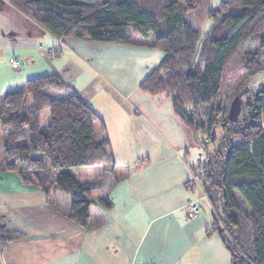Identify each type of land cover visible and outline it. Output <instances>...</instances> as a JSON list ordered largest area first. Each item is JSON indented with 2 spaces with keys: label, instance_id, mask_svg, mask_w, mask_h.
I'll use <instances>...</instances> for the list:
<instances>
[{
  "label": "trees",
  "instance_id": "obj_1",
  "mask_svg": "<svg viewBox=\"0 0 264 264\" xmlns=\"http://www.w3.org/2000/svg\"><path fill=\"white\" fill-rule=\"evenodd\" d=\"M16 7L57 38L145 46L163 58L139 85L150 97L164 96L202 150L200 177L214 208L213 226L232 264H264V80L248 95L244 111L229 118V101L219 98L225 66L244 58L245 80L263 73L264 0H221L209 12L202 35L185 20L197 0H14ZM0 172H15L21 183L46 196L70 197L68 219L83 229L108 197L93 201L127 176L111 161L105 124L94 109L56 75L27 79L21 89L0 95ZM93 168L81 185L71 170ZM194 189L191 181L187 182ZM196 189V188H195ZM236 194L247 205L244 212ZM224 228V230L222 229ZM18 237L0 226V244Z\"/></svg>",
  "mask_w": 264,
  "mask_h": 264
},
{
  "label": "crops",
  "instance_id": "obj_2",
  "mask_svg": "<svg viewBox=\"0 0 264 264\" xmlns=\"http://www.w3.org/2000/svg\"><path fill=\"white\" fill-rule=\"evenodd\" d=\"M60 40L14 0H0V95L33 77L58 76L103 120L111 161L127 176L104 191L110 208L99 207L83 229L66 215L69 196H46L15 172H0V226L18 235L0 244V264H231L223 241L211 231L209 204L203 199L207 215L199 205L202 197L194 196L198 190L187 184L193 166L188 152L201 148L169 98L139 89L163 54L145 46ZM0 131L2 142L6 132ZM71 172L86 185L94 169ZM90 199L98 200L92 193ZM189 202L199 207L194 218L185 210Z\"/></svg>",
  "mask_w": 264,
  "mask_h": 264
},
{
  "label": "rangeland",
  "instance_id": "obj_3",
  "mask_svg": "<svg viewBox=\"0 0 264 264\" xmlns=\"http://www.w3.org/2000/svg\"><path fill=\"white\" fill-rule=\"evenodd\" d=\"M221 0H197L195 9L189 11L185 15V20L192 25L194 29H196L202 38V35H204L209 27L211 26V19L208 17L209 12L212 9H215L218 7V4ZM262 61L264 62V54L261 56ZM243 63L244 58L240 54H236L225 66L223 70L222 75V82L219 90V98L227 97L230 98V96L236 91L234 90L235 86H237V83H239V89L237 90V94L234 95V98L229 102V118L230 120H237L244 111V101L248 95H250L252 92H256L262 85V82L264 80V74L259 73L250 79L245 80V73L243 72ZM99 87V86H98ZM230 99H228L229 101ZM110 120V116L108 115ZM1 130V128H0ZM1 134V131H0ZM2 153V142H0V155ZM203 155V150L199 149H191L188 152V158L187 162L189 164H192L193 166H196V160H201ZM78 182L80 181V174H72ZM90 182V181H89ZM199 195V196H198ZM92 196L96 198H104L105 193L102 188L96 189L92 191ZM194 196L197 198L201 196V194L197 191L195 192ZM237 200L239 202L240 207L244 212H248L247 205L242 201V199L239 197L238 194H236ZM108 197V196H106ZM95 199V198H94ZM199 205L204 213H209V208L207 203L201 199L199 201ZM209 215V214H207ZM212 217V220H214L212 214L210 215ZM224 230V228L222 227ZM226 248V246H225ZM228 251V249L226 248ZM230 258L231 254L228 251ZM232 264V262H231Z\"/></svg>",
  "mask_w": 264,
  "mask_h": 264
},
{
  "label": "built area",
  "instance_id": "obj_4",
  "mask_svg": "<svg viewBox=\"0 0 264 264\" xmlns=\"http://www.w3.org/2000/svg\"><path fill=\"white\" fill-rule=\"evenodd\" d=\"M58 42L60 44H62V41L60 40V38H58ZM17 65H18V63H16V62L12 63L13 68L17 67ZM197 165H199V166L202 165L201 161H197L196 166ZM202 174H203L202 168H198L195 171H193L191 168H189V181H191L194 184V187L200 192L202 199H204L209 204L211 213L213 215L217 216L214 208L209 203V201H208V199H207V197L203 191V186H202V181H201L202 179L200 178L202 176ZM185 210H186L187 216L189 218H194L199 212V207L195 203L189 202L185 205Z\"/></svg>",
  "mask_w": 264,
  "mask_h": 264
}]
</instances>
